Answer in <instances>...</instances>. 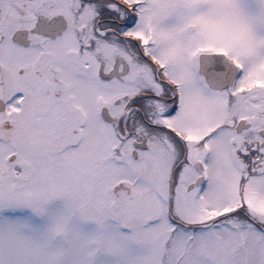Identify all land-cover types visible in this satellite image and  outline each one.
Masks as SVG:
<instances>
[{"label":"snow or ice","instance_id":"1","mask_svg":"<svg viewBox=\"0 0 264 264\" xmlns=\"http://www.w3.org/2000/svg\"><path fill=\"white\" fill-rule=\"evenodd\" d=\"M0 264H264V0H0Z\"/></svg>","mask_w":264,"mask_h":264}]
</instances>
